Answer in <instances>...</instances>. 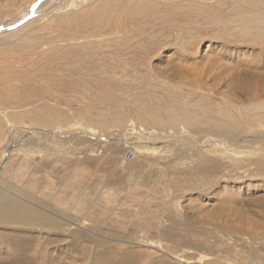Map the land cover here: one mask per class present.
Segmentation results:
<instances>
[{
  "label": "rangeland",
  "instance_id": "rangeland-1",
  "mask_svg": "<svg viewBox=\"0 0 264 264\" xmlns=\"http://www.w3.org/2000/svg\"><path fill=\"white\" fill-rule=\"evenodd\" d=\"M35 1L0 0V25ZM43 5L0 34V264H264V0ZM101 121L163 166L125 199L85 183L77 210L68 167L30 168L29 137L46 124L36 146L74 154L66 132Z\"/></svg>",
  "mask_w": 264,
  "mask_h": 264
},
{
  "label": "crops",
  "instance_id": "crops-1",
  "mask_svg": "<svg viewBox=\"0 0 264 264\" xmlns=\"http://www.w3.org/2000/svg\"><path fill=\"white\" fill-rule=\"evenodd\" d=\"M43 128L44 134L42 135V131H40L41 127L37 129L34 125L33 141L32 135L29 134V166L31 169L35 167L36 164L31 162L33 159L35 163L38 159L39 166H41V158L47 159V156L50 154L53 159L49 165V170L53 178L55 175L52 170L56 166L68 167L67 176L69 178L74 177L76 184V193L69 198L77 200L76 202L72 199L75 201V209L77 210H80L82 206L81 203L85 194V183L95 184L93 189L87 192L90 198H97L102 193H106L107 185L113 183L123 189L125 199L127 194H133V192L140 191L141 189L149 190L152 187L151 184L157 181L156 170L163 166L162 158L150 155L151 147H148L150 145L148 137L147 140H144L145 142H142L143 138L138 137L139 131L137 129L133 130L130 128V130L124 129L116 132L117 130L111 129L101 121L85 131V128L80 127L78 122H76L75 128L70 132H66L70 135L66 137V141L69 143L74 142L75 144L74 154H68L64 151V147H60L59 152H54L47 150L45 146L43 147L45 148L43 151L41 150L43 148L36 146V138L38 140L40 138L38 142L44 139L46 143L50 137H53L48 132L50 131L48 125L45 124ZM84 143L87 144L86 148L83 147ZM139 143L141 144L139 151L141 153L138 155L135 154V150L138 149L137 144ZM84 149L88 150L86 151L88 152L87 155L91 156L84 158ZM114 151L118 155L114 154ZM53 155L57 156L54 157ZM45 164L46 162L44 161L43 167L46 166ZM108 173H110L109 176ZM100 183L101 188L95 191L94 188ZM79 200H81V203L78 202ZM91 211L88 210L87 212ZM75 212L81 213V211ZM86 213L81 215L85 216ZM101 213L106 214L104 211H101Z\"/></svg>",
  "mask_w": 264,
  "mask_h": 264
},
{
  "label": "water",
  "instance_id": "water-1",
  "mask_svg": "<svg viewBox=\"0 0 264 264\" xmlns=\"http://www.w3.org/2000/svg\"><path fill=\"white\" fill-rule=\"evenodd\" d=\"M47 1L49 0H36L29 8L28 12L24 16H22L19 20H17L14 23L0 25V34L10 30L17 29L26 22H28L29 20H31L33 18V15L35 14V11L38 10L39 7Z\"/></svg>",
  "mask_w": 264,
  "mask_h": 264
},
{
  "label": "bare ground",
  "instance_id": "bare-ground-1",
  "mask_svg": "<svg viewBox=\"0 0 264 264\" xmlns=\"http://www.w3.org/2000/svg\"><path fill=\"white\" fill-rule=\"evenodd\" d=\"M42 6V5H41ZM40 6V7H41ZM44 6V5H43ZM39 7V8H40ZM29 10V9H28ZM28 10L24 13V15L28 12ZM38 11V10H37ZM36 12V11H35ZM37 14V13H36ZM23 15V16H24ZM9 204V203H8ZM5 214L9 217V218H11V220H13L14 218L16 219V220H22V219H29V216H23V214H24V212L25 211H23L22 209H18V208H12L11 206H6L5 208ZM11 210H14V211H11ZM14 213H17V214H15L13 217H11V215H13ZM25 215V214H24ZM8 218V219H9ZM7 221V220H6ZM29 221V220H28Z\"/></svg>",
  "mask_w": 264,
  "mask_h": 264
}]
</instances>
